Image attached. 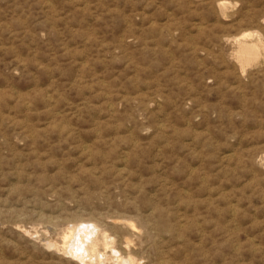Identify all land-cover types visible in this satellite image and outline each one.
<instances>
[{"label":"rangeland","instance_id":"obj_1","mask_svg":"<svg viewBox=\"0 0 264 264\" xmlns=\"http://www.w3.org/2000/svg\"><path fill=\"white\" fill-rule=\"evenodd\" d=\"M227 1L0 0V264H81L90 222L131 264H264V0Z\"/></svg>","mask_w":264,"mask_h":264},{"label":"bare ground","instance_id":"obj_2","mask_svg":"<svg viewBox=\"0 0 264 264\" xmlns=\"http://www.w3.org/2000/svg\"><path fill=\"white\" fill-rule=\"evenodd\" d=\"M229 1V0H228ZM227 1V2H228ZM222 2V1H221ZM223 3V2H222ZM219 4V3H218ZM226 4V3H225ZM228 4V3H227ZM220 6V5H219ZM224 6V5H223ZM233 6V5H232ZM219 11V10H218ZM233 15V14H231ZM264 19V18H263ZM262 20V19H261ZM154 23V22H153ZM203 25V24H202ZM264 25V24H262ZM203 28V27H202ZM251 31V30H250ZM245 32L242 33V35L240 37L237 38V43H238V49H237V58L242 61V62H250L253 61L255 59H257L260 55V49H261V44L259 41H255L253 40V36L256 37L255 34L251 33V32ZM232 37V36H231ZM237 36L235 35V38ZM254 37V38H255ZM225 38V37H224ZM236 41V40H235ZM224 42V41H223ZM173 55V54H172ZM237 59V60H238ZM235 63V62H234ZM238 65V64H237ZM241 65V64H240ZM264 68V67H263ZM241 74V73H240ZM82 82V81H81ZM108 97V96H107ZM157 97V96H155ZM154 99V98H153ZM159 99V98H158ZM157 101V100H156ZM149 109V108H148ZM110 110V109H109ZM115 110V109H114ZM111 111V110H110ZM85 150V149H84ZM263 162V161H261ZM94 179V178H93ZM97 184V183H96ZM105 194V193H104ZM93 197V196H92ZM154 209V208H153ZM123 216V215H122ZM86 218V217H84ZM91 219V217H89ZM80 219V217L78 218ZM89 219V220H90ZM93 219V218H92ZM95 219V218H94ZM93 219V221H94ZM122 219V218H120ZM119 219V220H120ZM125 218L123 217V220ZM81 220V219H80ZM99 220V219H98ZM105 220V219H104ZM108 220V219H107ZM111 220V219H109ZM117 220V221H119ZM121 220V221H123ZM132 220V219H131ZM96 221V220H95ZM116 221V222H117ZM83 222V221H81ZM89 222V221H88ZM125 222V221H124ZM129 222V221H128ZM126 222V223H128ZM132 222V221H131ZM79 223V222H78ZM112 223V222H111ZM115 223V222H114ZM120 223V222H119ZM135 223V222H134ZM72 224V223H70ZM98 224V223H97ZM95 224V223H88V224H76V225H72L71 227H69V230L67 229V232L64 233L63 239H64V243L62 246H60L59 248L61 250H63V252H65V254H70L72 257H75V259H78L80 262L82 263H98L101 261H107L108 259L112 258V260H109L110 262L113 261L114 264H119L122 263L123 261H127L129 262V264L131 263H135V259L134 256L129 255V257H127L128 259L123 260L121 253L115 249L114 247V239L109 236L108 234H106L105 232H103L99 226ZM109 224V223H108ZM107 224V225H108ZM130 224V223H129ZM133 224V222H132ZM137 224V223H136ZM115 225V224H114ZM103 226V225H102ZM106 226V225H105ZM125 226V225H123ZM122 226V228H123ZM67 227V226H66ZM110 227V226H109ZM116 227V226H115ZM130 227H132V225L130 224ZM134 228V225H133ZM25 229V228H24ZM110 229V228H109ZM117 229V228H116ZM142 229V228H140ZM118 230V229H117ZM122 230V229H120ZM127 230V229H126ZM134 230H137L136 227L134 228ZM106 231V230H105ZM111 231V230H110ZM131 231V230H130ZM141 231V230H140ZM144 231V230H143ZM27 232V230H26ZM64 232V231H63ZM117 232V231H116ZM126 232V231H124ZM139 232V231H138ZM142 232V231H141ZM129 233V232H128ZM131 233V232H130ZM137 233V232H135ZM134 233V234H135ZM140 233V232H139ZM120 234V233H118ZM132 235V233H131ZM137 235V234H135ZM116 236V234H115ZM118 236V235H117ZM121 236V235H119ZM139 236V235H138ZM45 237V236H43ZM129 237V236H128ZM41 239V237H39ZM120 238V237H118ZM116 239V238H115ZM126 239V238H125ZM128 239V238H127ZM126 239V241H127ZM141 239V238H140ZM123 240V239H122ZM46 241V240H45ZM59 241V240H58ZM121 241V240H120ZM129 241V240H128ZM142 241V239H141ZM51 242V241H50ZM48 243V242H47ZM119 243V242H118ZM123 243V242H122ZM128 243V242H127ZM49 244V243H48ZM53 244V243H52ZM46 245V244H45ZM51 245V244H49ZM48 245V246H49ZM127 245V244H126ZM124 245V247L126 246ZM129 245V244H128ZM47 246V245H46ZM53 246V245H51ZM58 246V245H57ZM121 246V245H120ZM141 246V245H140ZM54 247V246H53ZM123 247V246H122ZM123 247V249H125ZM128 247V246H126ZM119 248V247H118ZM134 248V246H133ZM136 248V247H135ZM146 248V247H145ZM55 249V248H54ZM109 249V252L112 253L109 256V252H107ZM130 249V248H129ZM56 250V249H55ZM59 250V249H58ZM120 250V249H119ZM139 250V249H138ZM124 251V250H123ZM128 251V249H127ZM135 251V249H134ZM136 252V251H135ZM124 253V252H123ZM64 254V255H65ZM66 254V255H67ZM129 254V253H128ZM132 254V253H131ZM63 255V256H64ZM64 257H67V256ZM127 255V252H126ZM137 257V256H136ZM139 257V256H138ZM137 257V258H138ZM68 258V257H67ZM74 259V258H73ZM107 259V260H106ZM77 261V260H76ZM137 261V260H136ZM74 262V261H73ZM131 262V263H130ZM81 263V264H82ZM106 263V262H105ZM80 264V263H79ZM123 264H127L126 262Z\"/></svg>","mask_w":264,"mask_h":264}]
</instances>
